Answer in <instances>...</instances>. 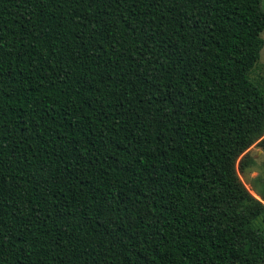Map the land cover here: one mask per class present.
I'll return each instance as SVG.
<instances>
[{
	"label": "trees",
	"instance_id": "16d2710c",
	"mask_svg": "<svg viewBox=\"0 0 264 264\" xmlns=\"http://www.w3.org/2000/svg\"><path fill=\"white\" fill-rule=\"evenodd\" d=\"M254 0H0V264H264Z\"/></svg>",
	"mask_w": 264,
	"mask_h": 264
},
{
	"label": "rangeland",
	"instance_id": "374dc122",
	"mask_svg": "<svg viewBox=\"0 0 264 264\" xmlns=\"http://www.w3.org/2000/svg\"><path fill=\"white\" fill-rule=\"evenodd\" d=\"M256 1L262 10H264V0ZM264 40V31L261 34ZM251 80L264 90V46L260 52L259 62L251 73ZM254 161V164L244 173L239 174V178L245 188L257 199L259 197L254 193L255 190H262L264 186V149L258 145L251 146L246 152ZM257 225L264 228V218H259Z\"/></svg>",
	"mask_w": 264,
	"mask_h": 264
}]
</instances>
